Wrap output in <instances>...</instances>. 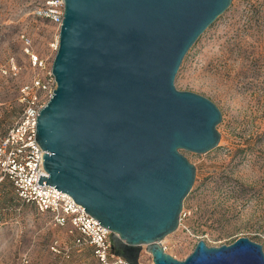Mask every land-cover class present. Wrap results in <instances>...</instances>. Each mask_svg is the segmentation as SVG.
<instances>
[{
	"label": "water",
	"instance_id": "obj_1",
	"mask_svg": "<svg viewBox=\"0 0 264 264\" xmlns=\"http://www.w3.org/2000/svg\"><path fill=\"white\" fill-rule=\"evenodd\" d=\"M52 73L57 88L37 118L46 152L38 183L69 194L112 232V253L143 264H264L247 237L200 240L183 261L161 242L180 226L197 169L183 151L218 147L222 113L175 86L190 49L232 0H64Z\"/></svg>",
	"mask_w": 264,
	"mask_h": 264
},
{
	"label": "rangeland",
	"instance_id": "obj_2",
	"mask_svg": "<svg viewBox=\"0 0 264 264\" xmlns=\"http://www.w3.org/2000/svg\"><path fill=\"white\" fill-rule=\"evenodd\" d=\"M46 1L0 0V139L22 112L21 88L52 69L60 30L35 15ZM26 39L46 69L33 67ZM11 59L17 74L10 72ZM175 86L210 99L223 118L218 147L205 154L183 151L197 169L196 181L179 228L162 246L180 261L200 240L219 247L247 237L264 250V0H232L186 55ZM76 235L23 204L9 181L0 183V264H19L24 253L38 264H97L91 247L75 246ZM55 239L73 248L71 259L50 251ZM145 247L140 262L153 264Z\"/></svg>",
	"mask_w": 264,
	"mask_h": 264
},
{
	"label": "built area",
	"instance_id": "obj_3",
	"mask_svg": "<svg viewBox=\"0 0 264 264\" xmlns=\"http://www.w3.org/2000/svg\"><path fill=\"white\" fill-rule=\"evenodd\" d=\"M64 12V0H47L35 11V15L50 20L60 30ZM30 43V39H26V52L30 55L33 67L46 69V62L30 52ZM58 47L59 43L56 49ZM9 69L14 74L19 72V66L14 59L10 60ZM56 88L57 82L52 69L47 72V77L35 75L31 83L21 88L22 112L15 124L0 139V183L9 181L18 199L23 204L50 215L55 227H69L71 234H77L75 246L91 247L97 264H128L123 258L113 255L110 230L87 213L69 194L54 189L46 181L42 182L43 186L38 183L40 175L49 177V174L43 162L46 152L36 140L37 118ZM182 218L183 212L181 220ZM49 248L55 256L62 257L63 260L71 259L73 254V248L58 239L53 240ZM19 264L38 263L29 253H24Z\"/></svg>",
	"mask_w": 264,
	"mask_h": 264
}]
</instances>
